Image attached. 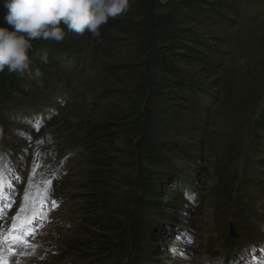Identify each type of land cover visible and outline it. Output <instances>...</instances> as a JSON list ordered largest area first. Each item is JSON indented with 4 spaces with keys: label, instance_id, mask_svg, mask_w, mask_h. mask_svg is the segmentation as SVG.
Instances as JSON below:
<instances>
[{
    "label": "rangeland",
    "instance_id": "374dc122",
    "mask_svg": "<svg viewBox=\"0 0 264 264\" xmlns=\"http://www.w3.org/2000/svg\"><path fill=\"white\" fill-rule=\"evenodd\" d=\"M155 2L152 10L147 0H135L127 14L102 26L99 38L66 33L37 86L13 77V87L6 85L0 194L15 200L11 215L30 195H48V223L33 240L37 253L23 264H222L237 251L230 224L259 243L255 254L245 248V259L263 264L264 0ZM180 3L187 8H175ZM147 12L148 29H136L139 13ZM113 68L123 80L116 83ZM185 82L202 93L190 94ZM109 89L121 92L96 102L99 90ZM143 89L151 91L144 98ZM174 112L186 117L184 124L168 117ZM140 127L148 145L160 147L145 166L131 152L141 136H125ZM255 134L263 136L260 143ZM181 179L197 192L185 200L175 187ZM107 214L117 222H108L109 230L122 233L139 218L152 231L157 249L148 260L130 263L132 246L97 253L96 222ZM225 241L233 247L223 249Z\"/></svg>",
    "mask_w": 264,
    "mask_h": 264
},
{
    "label": "clouds",
    "instance_id": "9594fccd",
    "mask_svg": "<svg viewBox=\"0 0 264 264\" xmlns=\"http://www.w3.org/2000/svg\"><path fill=\"white\" fill-rule=\"evenodd\" d=\"M135 0H4V22L0 27V73H17L40 82L44 73L29 55L35 40L63 42L68 32L101 36L110 19L128 13ZM63 26V27H62ZM11 29V30H10ZM49 64L47 50L38 54Z\"/></svg>",
    "mask_w": 264,
    "mask_h": 264
},
{
    "label": "trees",
    "instance_id": "16d2710c",
    "mask_svg": "<svg viewBox=\"0 0 264 264\" xmlns=\"http://www.w3.org/2000/svg\"><path fill=\"white\" fill-rule=\"evenodd\" d=\"M154 2H155V0H154ZM154 2H152V0L151 1L147 0L146 5L147 6L149 5L148 7H151L152 10H154L156 8L155 6H157V4H155L156 2L155 3ZM3 3H4V0H0V27H10V26L6 25L4 22V15L6 13V9L4 8ZM186 6H188V4L186 5L185 3H180L177 6H175V8H178V7L185 8ZM146 9L148 11L147 7H146ZM166 9H168V8H166ZM138 16L140 19L142 18V23H140L136 29H139V30H140V28H144V29L147 28L148 29L149 21H150V16L148 15V12L144 16H141L139 13ZM163 24L166 25V22H164ZM116 25L117 24H115L113 26H116ZM130 27H131V25H130ZM65 31H67L66 28H65ZM165 32H166V30H163V33H165ZM55 43L56 42H54L52 40H47V41L35 40V41H33V47H32V50L30 51L29 55L35 60V66L36 67H40V66L45 65V64L41 63L39 61V59L37 58L38 54H40L44 50H47L48 54L53 57L50 59H55L56 56H59V54L57 53V50L63 49V45H61L60 43H57L55 45ZM193 43L196 44L197 40H193ZM154 54L158 55L156 53H154ZM111 71H113V73H114V75H116V77L118 76L116 83L119 81V78L122 80L124 79L125 76L120 77V74H119L120 70L118 68L116 70L113 68V69H111ZM164 71H165V69H164ZM14 76H17L19 78L14 77ZM11 77L16 78V79H22L23 82L26 81L25 76L21 77L17 73H11L10 74V73L6 72V69H5V72L0 73V106H1V100H4L7 97V95H9V92H8V89L6 88V85H10L9 82L12 81ZM183 84H186L188 86V92L190 94H192L195 87H193L192 85H190L186 82ZM10 86H12V85H10ZM182 89H184V90H179V94L177 96L186 92L185 91L186 88L184 86L182 87ZM177 90L175 87V91H177ZM120 92H121L120 89H118L117 91H114L112 89L103 90V95L99 96V97H103V100L109 99V100L113 101L115 98H117L119 96ZM138 93L142 94V96H143L142 98H144L145 96H148V94H150L151 91L145 92V90L143 89L140 92L138 91ZM171 95L174 96L175 94H171ZM151 96H152V98L156 97L154 92H152ZM142 98H141V100H142ZM173 114L178 116V120H179V123L181 125L185 123L186 117L184 115H179L177 112L171 113L170 116L168 115V117L173 116ZM263 122H264V118H262L260 121H258V124H261ZM114 127H117V126H114ZM94 130H95V135H97V138H99V134H100L99 131H101V134H102V130L99 128H96ZM116 130L117 129H115L113 132L117 133L118 131H116ZM136 135L141 136L140 139L142 141L136 146V149H132L131 152H133V154H135V156H136L135 160L139 161V163L141 165L145 166L150 161V156H152V155L158 156L157 151H160V147L154 146L152 144V142H150V146L148 145V141L150 139H148V135L145 134V131L141 127L139 128V131L127 130L125 132V136L129 139L128 141H130ZM104 137H105L104 134H102V137L100 136V138L96 142L102 141V139ZM111 160H113V157L110 159V161ZM164 160H166V158H164ZM144 171H143L142 176L139 179H137L135 177V181L139 184L142 182L143 177L145 176ZM127 180H128V178L125 179V182ZM137 198H138V196L135 197V199H134L135 202H136ZM157 206H159L161 208L164 207L160 202ZM147 209L154 211L152 208H146L143 211L145 212ZM108 217H109L108 214H107V216L103 217V220H102L103 223L100 222L101 220H97L98 222H96V223H99L98 226H100V231H101V234L97 238V242L100 243V248L98 249L97 253L100 254V253H104L105 251H108L110 253L111 251H114V250H128L129 248H131L130 246H132L134 255H133V258H132L130 263H132V262L133 263L134 262L139 263L140 260H142V259L148 260L150 258V255L157 249L155 246L152 247L153 243H155L153 240L154 236H153L152 231L147 227L143 228L142 222L139 218L135 219L134 224H132V222L125 223L123 226V232L122 233H121V231L119 233L116 230H109L108 226H107L108 222H111L113 226L117 225V222L114 220H110ZM118 227H119V225H118ZM110 233H112V234H110ZM113 235H115V236H113ZM140 242L141 243L144 242V243L139 245L138 243H140Z\"/></svg>",
    "mask_w": 264,
    "mask_h": 264
},
{
    "label": "bare ground",
    "instance_id": "6f19581e",
    "mask_svg": "<svg viewBox=\"0 0 264 264\" xmlns=\"http://www.w3.org/2000/svg\"><path fill=\"white\" fill-rule=\"evenodd\" d=\"M5 235H6V238H5ZM8 239H9V237L7 236V233H4L3 236L0 235V250H2L6 246V241ZM39 244H41V243H39ZM27 250H28V246L18 248L16 254L13 257H10V256L0 252V258L1 259H11L12 258L14 261H17V263H25L26 260L30 256H32V254L34 253L33 251H31L30 253H26Z\"/></svg>",
    "mask_w": 264,
    "mask_h": 264
},
{
    "label": "water",
    "instance_id": "95a60500",
    "mask_svg": "<svg viewBox=\"0 0 264 264\" xmlns=\"http://www.w3.org/2000/svg\"><path fill=\"white\" fill-rule=\"evenodd\" d=\"M229 235H230L231 237H233L234 239H237V237H238V236L234 233V230H233V226H232V225H230Z\"/></svg>",
    "mask_w": 264,
    "mask_h": 264
}]
</instances>
